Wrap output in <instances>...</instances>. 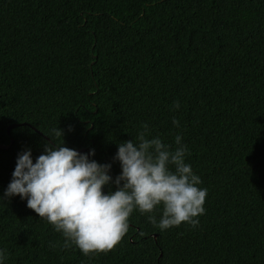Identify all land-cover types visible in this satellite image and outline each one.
<instances>
[{
  "label": "trees",
  "instance_id": "obj_1",
  "mask_svg": "<svg viewBox=\"0 0 264 264\" xmlns=\"http://www.w3.org/2000/svg\"><path fill=\"white\" fill-rule=\"evenodd\" d=\"M142 123L182 136L207 189L198 226L134 210L84 256L16 195L0 200L4 264H264V0H0V196L19 152L62 140L115 178Z\"/></svg>",
  "mask_w": 264,
  "mask_h": 264
},
{
  "label": "clouds",
  "instance_id": "obj_2",
  "mask_svg": "<svg viewBox=\"0 0 264 264\" xmlns=\"http://www.w3.org/2000/svg\"><path fill=\"white\" fill-rule=\"evenodd\" d=\"M179 107L174 101L171 110ZM172 124L179 127L175 117ZM48 135L63 133L55 128ZM173 142L175 148L142 123L133 139L117 143L113 160L120 172L115 178L109 174L111 164L90 159L94 149L78 152L62 140L45 144L35 161L31 149H25L16 156L0 200L16 195L26 200V207L62 235L63 247L75 246L84 256L110 251L126 233L134 210L147 213L148 222L161 232L182 222L195 228L205 212L207 189L186 162L190 153L179 133ZM109 185L115 190L104 191ZM156 209L159 219L152 215ZM5 259L0 249V264Z\"/></svg>",
  "mask_w": 264,
  "mask_h": 264
},
{
  "label": "water",
  "instance_id": "obj_3",
  "mask_svg": "<svg viewBox=\"0 0 264 264\" xmlns=\"http://www.w3.org/2000/svg\"><path fill=\"white\" fill-rule=\"evenodd\" d=\"M12 126H14V125H10L9 127H8V130L10 129V127H12ZM91 127V126H90ZM0 147H7V145H3V144H0ZM78 152H83V151H86L87 150V147H82V148H78V149H76Z\"/></svg>",
  "mask_w": 264,
  "mask_h": 264
}]
</instances>
